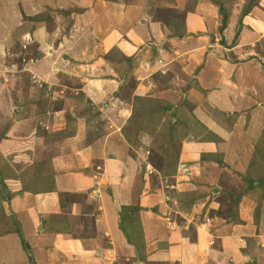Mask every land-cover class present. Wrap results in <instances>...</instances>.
Here are the masks:
<instances>
[{
    "label": "crops",
    "instance_id": "obj_1",
    "mask_svg": "<svg viewBox=\"0 0 264 264\" xmlns=\"http://www.w3.org/2000/svg\"><path fill=\"white\" fill-rule=\"evenodd\" d=\"M177 2L179 8L185 4ZM158 3L162 0H0V197L2 210L18 224L11 229L8 220L0 226V264H30L18 229L31 247L33 264H248L255 254L264 264V56L258 47L264 44V0L243 18L229 48L234 61L212 53L205 61L192 60L211 43L182 61L177 48L186 47L187 36L169 38L164 66L152 62L153 72L158 67L172 74L169 88L158 86L152 72L139 74L147 81L139 83L138 95L151 88L163 92L185 116L190 140L183 143L180 160L192 169L190 185L181 183L178 174L141 171L139 151L130 154L121 131L129 103L117 110L105 102L99 106L105 90L116 91L108 68L101 69L104 78L85 83L89 72L83 68L92 71L94 63L74 70L64 60L67 46L57 44L58 27L28 19L44 10L56 20L67 10L76 13V20L112 18L119 23L117 34L124 32L133 41L125 42L122 51L145 60L151 44L161 50L159 40L168 35L156 17ZM192 10L185 14L187 35L220 24L216 6L207 0ZM237 18L230 15L225 42L232 40ZM151 36L153 43L142 47ZM30 41L36 43L31 53ZM91 74L99 76L95 69ZM176 80L181 88L190 86L174 91ZM55 97L60 107L53 106ZM78 99L94 105L92 118ZM102 110L106 123L99 135L92 129L98 124L93 118ZM242 176L252 185L238 202L236 219L215 213L209 225H198L203 213L223 204L231 187L241 190ZM169 190L193 191L199 198L186 211L167 196ZM134 204L141 207L133 222L143 232L139 259L119 218L122 206Z\"/></svg>",
    "mask_w": 264,
    "mask_h": 264
},
{
    "label": "rangeland",
    "instance_id": "obj_2",
    "mask_svg": "<svg viewBox=\"0 0 264 264\" xmlns=\"http://www.w3.org/2000/svg\"><path fill=\"white\" fill-rule=\"evenodd\" d=\"M190 1H194V0H185V4L183 5L182 8L177 7V3H178L177 0H171V1L162 0V4L158 3L155 11L156 17L158 21L161 22L160 24L162 30L164 29L168 30L167 32L168 35L164 34L163 39L159 40L158 46L161 50H156V44H151L152 40L154 41L153 37L152 36L148 37V40H146L141 45L142 47H144L148 43L151 44L150 48L148 49L149 52L147 53L148 57L145 60L143 59V56L136 59L129 55H126L122 51L121 48L125 42L132 43L133 41H130L131 39L127 35H125L124 32H121L119 35L117 34L119 23H117V20L115 21L112 20V18L109 19L102 17L95 19V21H91L92 18L89 17V19L87 20L86 19L76 20L75 19L76 13H71L72 10H67L64 12H60V14H57L58 19H60L61 17V20H56L54 17L51 18L49 12H47L46 10L40 12L41 14L38 13L28 18L31 19L30 21H33L34 23L44 21L48 25H51V27L54 26H56V28L58 27V29L60 30V34L57 35L58 37L57 44L59 42L67 43V44L64 43L61 44L66 45L68 48L66 50V53H69L68 54L69 60L68 59L66 60L67 57L64 58L68 66L73 65L74 70H80L78 65L85 66L94 63L93 65L94 68L92 69L89 68L92 71L90 70L86 71V69L83 68L85 70L84 73L89 72V77L84 79L85 83L87 82L90 84L94 82L92 80L96 81L98 79L104 78L106 75L102 74L101 69L103 68L109 69V70L107 69L108 74L115 81V82L110 81L109 84L113 85L116 88V91L111 95V93L109 92L110 90L109 91L105 90V93H107V97L106 99H104V101H102V103H100L99 106L101 107L103 105V102H105V103H109L114 110L115 109L117 110L118 108L123 107L122 105L123 102L129 103L130 107H128V109L130 115L127 118V122L123 124L121 131L127 143H129L130 145L129 147L130 154L135 157L138 156L137 151H139V154L141 156V161L143 163L141 164L142 165L141 171H144L147 174H163V175L178 174V173L180 174L179 162L182 161L180 160V151L183 143L188 139V131L187 129H184L185 116L178 117L176 113H174L173 116L172 111H170V109H168L167 111L166 109V108H170V106L168 105L171 104L170 100L167 97L168 95L165 96L162 91H161L162 93L155 94L153 88L148 90L147 95L142 93H139L138 95V90L141 88L138 87L139 83L143 82L144 84H146L147 81V79L146 80L142 79V77L139 74L143 75V73L149 74L152 72L150 76H152L151 78L157 82L156 84L158 86H161L163 88L164 87L169 88V85H171L169 83L172 77L170 71L168 72L167 70V74H165V72L162 70L163 68L158 69V67L154 72L152 71L153 70L152 62L154 60L155 63L164 66L165 61H163L162 59V52L163 49L168 46L167 43L165 44L166 40L169 39V36H172L170 35L169 31L171 30L168 25L171 26V29L174 28L173 31L175 33L174 36H172L174 37V39L180 41L187 36V38L185 39L186 47L177 48L181 53V55H179L180 56L179 59H182V61L185 60L187 56L191 60L190 54L191 53L196 54L197 52L195 48H201L204 45L210 43L211 45L207 48L208 52L205 51V54H201L200 55L201 58L192 56L193 57L192 60L207 59V57L211 56V53L218 59H223L225 61H230V62L235 60V56L233 57L234 53L229 48L233 47L237 40L235 41V43H232L233 38L230 42L228 41V39L226 42L224 41V35H223L224 30L222 32H220L219 30L221 26V17H220V24L218 23L216 27L214 28L212 27L211 31L207 30V31L190 32V35H187V31L186 33L183 31L184 29L186 30V25H185V21H186L185 14H187L186 10L191 8V7L188 8L186 4L190 3ZM198 1L199 0H195V6L197 5ZM221 1L223 3L225 13L228 16V23H229V17H230L229 15L234 13L235 15L238 14L239 16L240 10L245 0L242 1L221 0ZM207 2L213 4L210 0H207ZM259 2L260 0L258 1V4ZM191 11L193 10L191 9ZM218 15H219V11H218ZM211 21L213 22L212 19ZM56 22L58 24H56ZM208 22L210 23V21L207 20L206 25ZM228 23L224 29L228 27ZM114 36L115 38L112 41L111 38ZM43 37L45 38L44 35ZM31 38L33 39V37ZM221 40H223L225 43L223 44ZM29 43L31 45L28 51L29 53H31L32 50L35 48L36 43L35 42L32 43L31 41ZM217 43L220 45L219 48L218 45H216ZM213 44H215L216 46ZM258 47L260 52H262V56H264L263 54L264 44L260 42L258 44ZM225 49L230 50V52L228 51L229 53H227ZM91 55L92 57H94L92 58L93 60L89 58ZM94 69L98 71L99 74L98 78L92 77L93 75L91 74V72H93ZM73 83L74 82L72 80H69L67 82L68 85H73ZM176 84H178L177 80L174 81V91L176 90L185 91L190 86L189 83L186 87L181 88ZM46 98L47 97H44L42 99L41 104L45 105L47 103ZM55 98L57 99L58 97ZM58 99L53 102L54 107L55 106L60 107L62 105V101L60 102ZM78 101H80V103L82 104L84 112L88 113L89 118H92L93 114L95 113V111H92V109H95L94 105L91 104L90 101L86 102L83 99H78ZM161 107L163 111L162 112L157 111ZM102 112L105 111L104 110L98 111L96 114L97 117L93 118L94 120H96V123L98 124H96L95 128L92 129L93 130L96 129L95 131L99 135L103 133L104 125L106 123L105 121L101 120L102 118L101 116H103ZM178 118L180 119V121ZM115 125H117V123ZM141 135H146L147 137ZM140 136L141 138L145 137L146 139H140ZM142 140L145 143L142 142ZM189 140L190 139H188V141ZM190 172L191 174L193 173L192 169H190ZM241 180L244 182V185L241 186V190H238L235 187H231L229 191L230 194H228L226 199L222 198L223 204L219 206H217L218 204L214 205L215 209H210V211L203 213L204 214L202 216L203 219L198 220L197 222L198 225L200 226L206 225L204 224L205 217L211 219L210 222L207 223V225H209L215 213L217 215L225 214L226 217L233 216L236 219L238 213V202L236 204V201L237 200L240 201L241 197L247 195L250 192V190L246 186L248 182L246 181L245 176H242ZM191 182H193L192 177H191ZM3 199L4 196L0 197V206H1L0 226L6 224L9 218H11L10 220H12V217L9 214L4 213V211L2 210L1 201ZM137 206L138 204L130 205L131 212L128 211L129 212L128 218H130V220L132 221L133 220L136 221V217L137 219H139L140 211L137 214L135 209V207ZM257 211L258 209L256 207L253 212L254 216ZM254 221L256 222L255 217H254ZM88 223L90 222L88 221ZM13 226H11V229L17 228L16 225L15 227ZM134 226L135 225H133V227ZM4 229L6 230V228ZM86 231L88 235L91 233L89 229ZM251 232H253V234L256 233V236L259 235L258 229L252 228ZM240 234H244V233L241 232L239 233V235ZM229 235H234V234L232 231H230ZM249 238L248 237L245 238V241ZM246 244H248V242H246ZM139 254L140 256H142L143 253L140 252ZM255 257H253L248 264H258V259L257 257L256 258Z\"/></svg>",
    "mask_w": 264,
    "mask_h": 264
},
{
    "label": "trees",
    "instance_id": "obj_3",
    "mask_svg": "<svg viewBox=\"0 0 264 264\" xmlns=\"http://www.w3.org/2000/svg\"><path fill=\"white\" fill-rule=\"evenodd\" d=\"M214 5L217 6V9L219 11V15L221 17V26L219 28L220 32H222L224 30V28L227 26L228 23V16L225 13L224 7H223V3L221 0H210ZM259 0H245L244 4L240 10L239 16L237 18V23H236V32L234 34L233 37V41L232 43H235V41L238 38V35L240 33L241 28L243 27V18L251 11V9L256 6L258 4ZM192 2V3H191ZM189 7H191L190 9H187L186 11H191V9H193L195 7V0L194 1H190V3L186 4ZM230 16V15H229ZM170 27V35L174 36V28L171 29V26L168 25ZM184 26V25H183ZM185 27V26H184ZM183 27V28H184ZM182 30V29H181ZM186 33V30H183ZM172 36H169V38H174ZM222 43L224 44L225 42L223 40H221ZM170 106V108H166L167 111L168 109H170V111H172V115L174 116V113H176V115L179 117L181 116V113H179V109L180 107H176L173 106L172 104L168 105ZM157 111L162 112V107L160 109H158ZM179 119V118H178ZM180 121V119H179ZM252 183L246 184L247 188L250 189ZM167 196L170 199H176L179 202V205L182 209L189 211L190 207L194 204V202L199 198V195L196 194L193 191L190 192H177L174 190H169L167 191ZM239 202V200L236 201ZM136 212L138 214V212L140 211L141 207L137 206L135 207ZM131 212V208L130 206H122L121 207V211L119 213L120 216V220L123 224V228L122 231L124 233V236L127 239V242L129 244H132L136 247V249L138 250V253L142 252L143 253V248H144V244H143V232L140 226H136L137 229L135 227L132 226L133 222L136 223L138 221L137 217H136V221H132L130 220L129 217V212ZM11 218H9L10 220ZM12 224L15 226H18V224L12 219L11 220ZM131 224V225H130ZM134 225V224H133ZM17 233L20 236L21 239V243L23 246V249L25 250L28 259L30 261V264H33V257H32V253H31V247L29 246V244L26 242V240L24 239V236L22 235L20 229L17 230ZM139 258H143V256H140V254L138 255V259Z\"/></svg>",
    "mask_w": 264,
    "mask_h": 264
},
{
    "label": "built area",
    "instance_id": "obj_4",
    "mask_svg": "<svg viewBox=\"0 0 264 264\" xmlns=\"http://www.w3.org/2000/svg\"><path fill=\"white\" fill-rule=\"evenodd\" d=\"M190 166L187 164V162L184 161H180L179 162V172L178 176L180 177V182L181 183H185L186 185H190L191 184V177L192 174L190 172ZM211 219H209L208 217H205L204 219V224H207L208 222H210Z\"/></svg>",
    "mask_w": 264,
    "mask_h": 264
}]
</instances>
